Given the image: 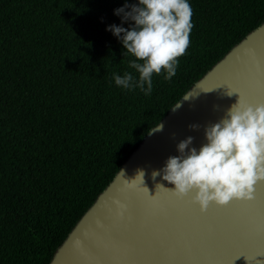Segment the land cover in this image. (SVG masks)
<instances>
[{
  "label": "trees",
  "instance_id": "obj_1",
  "mask_svg": "<svg viewBox=\"0 0 264 264\" xmlns=\"http://www.w3.org/2000/svg\"><path fill=\"white\" fill-rule=\"evenodd\" d=\"M124 3L0 0V264H49L147 133L264 22V0H189L176 75L145 95L112 79L133 71L105 31L129 27Z\"/></svg>",
  "mask_w": 264,
  "mask_h": 264
},
{
  "label": "water",
  "instance_id": "obj_2",
  "mask_svg": "<svg viewBox=\"0 0 264 264\" xmlns=\"http://www.w3.org/2000/svg\"><path fill=\"white\" fill-rule=\"evenodd\" d=\"M238 100L264 104V22L191 86L155 126L162 130L147 133L49 264H264V182L250 200L202 211L192 192L178 197L174 185L151 176L186 137L199 149L204 128Z\"/></svg>",
  "mask_w": 264,
  "mask_h": 264
},
{
  "label": "clouds",
  "instance_id": "obj_3",
  "mask_svg": "<svg viewBox=\"0 0 264 264\" xmlns=\"http://www.w3.org/2000/svg\"><path fill=\"white\" fill-rule=\"evenodd\" d=\"M113 15L129 27L111 24L105 31L122 46V56L131 57L127 63L133 70L113 73L114 84L150 95L153 74L163 71V78L170 81L176 75L178 58L189 46L193 28L189 0H135L114 9ZM198 127L189 125L190 130ZM162 128L159 124L152 131ZM203 135L205 143L199 149L190 147L192 136L178 142V154L154 170L152 179L160 176L174 185L169 191L178 197L192 192V202L202 211L210 203L224 206L233 200L252 199L254 185L264 182V104L252 107L238 100L223 118L206 126ZM137 175L142 177L143 172Z\"/></svg>",
  "mask_w": 264,
  "mask_h": 264
},
{
  "label": "snow or ice",
  "instance_id": "obj_4",
  "mask_svg": "<svg viewBox=\"0 0 264 264\" xmlns=\"http://www.w3.org/2000/svg\"><path fill=\"white\" fill-rule=\"evenodd\" d=\"M239 257H240V256H239ZM243 257H244V256H243ZM237 258H238V257H237ZM237 258H236V259H237ZM244 258H245V257H244ZM245 259H246V258H245Z\"/></svg>",
  "mask_w": 264,
  "mask_h": 264
}]
</instances>
